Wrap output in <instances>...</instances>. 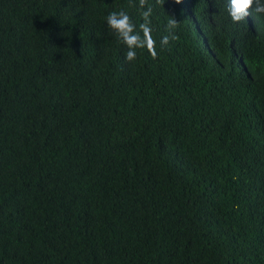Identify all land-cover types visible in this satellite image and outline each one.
Returning <instances> with one entry per match:
<instances>
[{
  "label": "trees",
  "instance_id": "obj_1",
  "mask_svg": "<svg viewBox=\"0 0 264 264\" xmlns=\"http://www.w3.org/2000/svg\"><path fill=\"white\" fill-rule=\"evenodd\" d=\"M204 1L0 0V264H264V13Z\"/></svg>",
  "mask_w": 264,
  "mask_h": 264
},
{
  "label": "clouds",
  "instance_id": "obj_2",
  "mask_svg": "<svg viewBox=\"0 0 264 264\" xmlns=\"http://www.w3.org/2000/svg\"><path fill=\"white\" fill-rule=\"evenodd\" d=\"M158 2L163 4L164 0H158ZM138 3L143 9L145 0H138ZM174 3L181 4L184 14L188 15L189 19L196 18L195 5L191 0H174ZM203 5L197 14V25L200 20L203 24L215 26L216 17H219L222 27L236 26L241 27L242 30L246 28L255 32L260 30L255 13H264V3L261 0H208V2L204 1ZM150 14V9L141 13L143 17H148ZM167 23L173 29L177 27L175 16H170ZM106 24L128 48L126 61L135 60L137 49H146L153 58L157 56L156 41L152 37V28L148 23H140L139 31H137L130 15L126 11L120 10L110 12L106 17ZM175 38L174 35H165L161 38L160 43L162 46H166L170 39Z\"/></svg>",
  "mask_w": 264,
  "mask_h": 264
}]
</instances>
